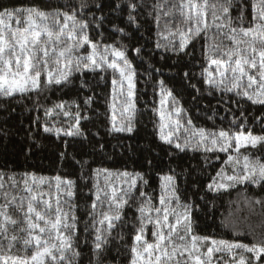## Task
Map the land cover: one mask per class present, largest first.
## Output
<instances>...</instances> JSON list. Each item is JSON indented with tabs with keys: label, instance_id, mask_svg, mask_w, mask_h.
Masks as SVG:
<instances>
[{
	"label": "snow or ice",
	"instance_id": "obj_1",
	"mask_svg": "<svg viewBox=\"0 0 264 264\" xmlns=\"http://www.w3.org/2000/svg\"><path fill=\"white\" fill-rule=\"evenodd\" d=\"M251 20L245 26V0H118L113 11L123 13L127 9L126 24L139 28L137 11L148 10L157 27L164 21L167 35L179 36V46L169 40L173 51H184L188 45L204 37V56L208 61L201 73L205 83L227 92L235 91L253 104L264 105V0H250ZM97 10L103 3L93 4ZM90 5L81 0L71 12L56 9L46 12L38 7H16L0 10V95L13 96L41 92L45 87L71 83L74 73L111 70L112 93L109 110L112 127L109 131L132 132L135 110V70L126 55L124 45H103L93 42L88 34L91 23L100 27L104 16L81 19L78 12ZM236 9L238 16H233ZM175 24V31L171 25ZM15 25V26H14ZM112 30L124 36L129 33L118 24ZM158 35H163L158 32ZM161 45L158 43L157 47ZM86 49V51H82ZM135 51L139 54L140 49ZM215 67V72L210 68ZM118 74V78H117ZM187 75V73H185ZM103 80L104 77L101 76ZM82 81L81 87H86ZM159 108V139L183 152L188 148L203 149L204 152L227 153L224 166L212 182L209 191H220L236 184L264 182V161L243 154L241 149L257 145L264 146V135H253L250 131L230 132L223 129L209 131L196 128L189 119L182 123L184 110L172 99L169 110L167 101L172 92L161 82ZM93 97L84 99L85 105ZM59 110V111H57ZM119 113L121 119L117 120ZM71 118L75 122L67 129L44 126L43 131L57 136L83 135L80 121L87 119L79 110H66L65 103H58L45 110L46 116ZM243 115V114H242ZM241 127H243L241 125ZM181 130L186 134L179 141ZM175 142V143H174ZM231 168V174L226 168ZM106 173L105 188L93 184L94 199L88 213L93 231V256L99 257L110 243L113 230L122 221V212L143 181L140 173L117 172L99 169ZM115 176L126 185L117 187L110 179ZM55 197L51 191H40V186L52 181L45 177L22 174L5 176L0 172V264H75L80 253L74 246L78 217L75 215L74 181L56 176ZM161 179V194L158 204L145 191L136 211L132 244L129 247V264H214L215 254H231L233 264H264V239L250 245L228 240H215L194 233L191 205L181 202L177 194L173 175ZM144 184L147 181H143ZM68 199H64V197ZM48 197V198H45ZM256 204H264L260 200ZM67 205V210L65 206ZM151 225V239L147 238ZM89 229L86 222L85 231ZM123 240V236L119 237ZM19 245V246H18ZM206 249V250H205ZM30 253V254H29ZM243 253H250L246 257ZM239 259H235L236 256Z\"/></svg>",
	"mask_w": 264,
	"mask_h": 264
},
{
	"label": "trees",
	"instance_id": "obj_2",
	"mask_svg": "<svg viewBox=\"0 0 264 264\" xmlns=\"http://www.w3.org/2000/svg\"><path fill=\"white\" fill-rule=\"evenodd\" d=\"M85 2L90 7L77 13L81 19L91 21L93 14L105 17L100 27L91 23L88 31L90 39L103 45H124L135 70L133 131H109L112 127V113L108 106L112 93L111 70L74 73L71 83L45 87L41 92L10 97L0 95V172L6 177L15 175L17 180L22 174L45 177L52 181L53 186L49 189L45 183L40 186V191H51L53 197L56 195L54 177L75 182L71 201L78 217L74 246L80 253L75 264H97L92 251L93 231L88 213L94 199L93 184L98 183L101 188L106 185V173H97L99 169L113 173H140L143 181H147L146 184L137 182L138 187L124 207L123 219L113 230L110 243L99 257V264H129V247L139 223L136 220V209L142 199L139 193L145 191L153 198V203L158 204L160 177L164 175L174 176L181 202L191 205L196 235L249 245L264 239V204L255 203L256 200L264 202V182L236 184L226 190L209 191L207 185L224 166L228 154L206 153L202 148H188L181 152L174 144H165L159 139L158 111L162 82L163 87L172 92L167 101L169 110L173 98L184 110L180 117L182 123L187 124L190 119L194 127L209 131L223 129L264 135V105L253 104L247 98L237 96L235 91L227 92L205 83L201 73L208 67V61L204 56L203 36L192 41L184 51H173L171 45L168 48L165 45L171 40L178 49L179 36L165 40L163 36L167 35V30L164 21L158 28L147 9H138L139 28L136 29L126 24L127 9L120 13L108 6L118 0H96V3L106 5L101 10L91 6L93 0ZM80 3L81 0H0V10L34 6L46 12L56 9L71 12ZM245 4L247 26L251 20L250 0H245ZM232 15L238 16V10L234 9ZM113 24L124 28L129 35L114 32ZM175 27V24L171 25L173 31ZM158 32L163 35H158ZM158 43L160 47H157ZM136 48L141 50L139 54ZM210 71L215 72V67ZM82 81L86 82V87H81ZM88 96L93 100L90 105H85L84 99ZM58 103H65L66 110L72 113L79 110L81 116L87 117L80 121L83 135L57 136L43 131L44 126L51 127L53 124L67 129L75 122L62 114L45 115L46 109ZM116 116L117 120L121 119L119 113ZM185 135L181 130V144ZM241 152L264 161V146H249ZM226 171L230 173L231 168H226ZM110 179L117 187H126L115 176ZM64 199L68 198L65 196ZM86 222L89 224L87 232ZM150 229L151 225L147 230L148 239H151ZM243 255L251 257L250 253ZM215 256V264H233L231 254L218 253Z\"/></svg>",
	"mask_w": 264,
	"mask_h": 264
},
{
	"label": "rangeland",
	"instance_id": "obj_3",
	"mask_svg": "<svg viewBox=\"0 0 264 264\" xmlns=\"http://www.w3.org/2000/svg\"><path fill=\"white\" fill-rule=\"evenodd\" d=\"M15 26V25H14ZM161 100V99H160ZM159 107H160V105H159ZM180 138H181V136H180ZM179 142V141H178ZM182 142H184V140H182ZM229 174H231V172L229 173ZM206 250V249H205ZM216 255V254H215ZM214 258H217L216 256H214ZM215 264V263H214Z\"/></svg>",
	"mask_w": 264,
	"mask_h": 264
}]
</instances>
